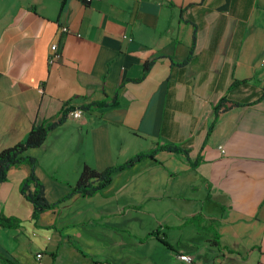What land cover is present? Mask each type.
<instances>
[{
    "label": "crops",
    "instance_id": "1",
    "mask_svg": "<svg viewBox=\"0 0 264 264\" xmlns=\"http://www.w3.org/2000/svg\"><path fill=\"white\" fill-rule=\"evenodd\" d=\"M263 59L264 0H0V153L66 107L117 102L69 114L27 152L50 203L85 165L190 151L160 152L37 221L20 190L30 166L10 169L0 214L22 222L0 226V264H264ZM222 98L236 106L217 116Z\"/></svg>",
    "mask_w": 264,
    "mask_h": 264
},
{
    "label": "trees",
    "instance_id": "2",
    "mask_svg": "<svg viewBox=\"0 0 264 264\" xmlns=\"http://www.w3.org/2000/svg\"><path fill=\"white\" fill-rule=\"evenodd\" d=\"M197 40V30L194 29L193 35V48L195 47ZM153 63L148 62L145 64V69H148ZM230 104V106H228ZM117 106V102L114 101L111 104L106 102H92L88 105L82 106V110L90 111L93 107L98 108H114ZM236 106L235 103H231L226 98H222L214 108L215 114L220 115L225 110H228ZM73 111L72 107H66L62 113V117L56 122H48L41 125H36L29 132L28 136L20 143L13 147L7 148L0 153V184L8 180V172L14 167L21 165H28L31 168L29 177L21 185V193L27 201L33 206V220L37 221L41 214L44 212L55 209L59 204L72 198L75 195H80L84 198L94 197L101 193L105 188L111 185L113 176L117 172L132 169L137 164L144 162L147 159H155L160 152H171L175 154H183L189 160L190 151L182 148L179 145L166 143L157 144L148 152H142L131 158L125 163L115 165L105 169L104 171H98L95 168L85 165L78 181L74 186H71V191L61 198L56 203H50L45 195V187L43 183L35 174V168L38 161L35 157L30 156L27 152L31 149L40 148L44 145L51 132L63 126L67 121L69 114ZM212 130V128H211ZM190 161V160H189ZM199 161L192 163L193 168L198 167ZM21 220L15 217H7L4 214H0V226L3 228L15 229L21 226ZM6 262H10L5 259Z\"/></svg>",
    "mask_w": 264,
    "mask_h": 264
},
{
    "label": "built area",
    "instance_id": "3",
    "mask_svg": "<svg viewBox=\"0 0 264 264\" xmlns=\"http://www.w3.org/2000/svg\"><path fill=\"white\" fill-rule=\"evenodd\" d=\"M84 4L86 5H90L91 3H93L94 1L96 0H81ZM62 32L63 33H67L68 32V28L67 27H63L62 28ZM126 38V37H125ZM129 40H132V39H129ZM53 51H57L58 50V47L57 45H54L52 47ZM57 57H59V55H57ZM262 64H264V59L262 60ZM70 116L73 118V119H76V120H79L83 117V110L79 109V110H75L73 112L70 113ZM179 258L181 259V261L183 262H186V263H189V264H192L194 262V259L193 257L189 256V255H185V254H181L179 256Z\"/></svg>",
    "mask_w": 264,
    "mask_h": 264
},
{
    "label": "rangeland",
    "instance_id": "4",
    "mask_svg": "<svg viewBox=\"0 0 264 264\" xmlns=\"http://www.w3.org/2000/svg\"><path fill=\"white\" fill-rule=\"evenodd\" d=\"M72 125H74V123H72ZM73 128H74L73 126H67L63 130V132H62V134H61V136L59 138H61L63 140H70L73 137V134L75 133V132H73L74 131ZM82 136H83V138L85 139V142H86L88 140V131H85L82 134Z\"/></svg>",
    "mask_w": 264,
    "mask_h": 264
}]
</instances>
